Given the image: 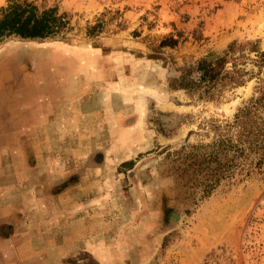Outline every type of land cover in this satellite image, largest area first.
Returning a JSON list of instances; mask_svg holds the SVG:
<instances>
[{
	"label": "rangeland",
	"instance_id": "374dc122",
	"mask_svg": "<svg viewBox=\"0 0 264 264\" xmlns=\"http://www.w3.org/2000/svg\"><path fill=\"white\" fill-rule=\"evenodd\" d=\"M25 1L54 7L67 24L45 39L0 38V79H19L5 65L105 67V133L92 136L88 167L74 169L105 183L95 185L105 197L104 264H264V166L224 177L207 196L182 172L188 154L210 150L255 79L214 100L167 87L177 68L231 41L264 51V0ZM168 36L176 45L158 47Z\"/></svg>",
	"mask_w": 264,
	"mask_h": 264
},
{
	"label": "crops",
	"instance_id": "0c3cea01",
	"mask_svg": "<svg viewBox=\"0 0 264 264\" xmlns=\"http://www.w3.org/2000/svg\"><path fill=\"white\" fill-rule=\"evenodd\" d=\"M3 68L0 264H104V182L74 169L105 133V67Z\"/></svg>",
	"mask_w": 264,
	"mask_h": 264
},
{
	"label": "trees",
	"instance_id": "16d2710c",
	"mask_svg": "<svg viewBox=\"0 0 264 264\" xmlns=\"http://www.w3.org/2000/svg\"><path fill=\"white\" fill-rule=\"evenodd\" d=\"M66 24L64 16L58 15L54 7L38 10L25 0H9L0 9V38L13 35L20 39H45L57 35ZM100 27L95 23L87 28V33L92 35ZM176 43L177 39L168 36L161 39L158 47L172 48ZM246 65L252 67L246 69ZM176 72V77L167 82L170 90H182L189 96L205 100H214L225 89L240 87L251 79L256 82L253 95L237 109L232 121L225 123L223 128H215L222 132H217L218 138L210 150L186 156L182 172L198 182L202 196H207L224 177L236 175L242 179L252 170L263 167L264 51L259 49L257 41H231L220 52H207L177 68ZM248 157L253 158L246 162ZM229 168L233 170L225 176Z\"/></svg>",
	"mask_w": 264,
	"mask_h": 264
},
{
	"label": "flooded vegetation",
	"instance_id": "af4514ba",
	"mask_svg": "<svg viewBox=\"0 0 264 264\" xmlns=\"http://www.w3.org/2000/svg\"><path fill=\"white\" fill-rule=\"evenodd\" d=\"M6 67H10L9 65H5ZM5 70V69H4ZM16 80V79H15Z\"/></svg>",
	"mask_w": 264,
	"mask_h": 264
}]
</instances>
